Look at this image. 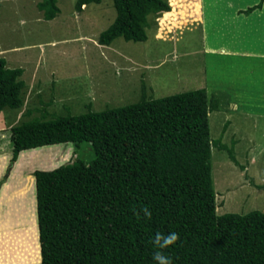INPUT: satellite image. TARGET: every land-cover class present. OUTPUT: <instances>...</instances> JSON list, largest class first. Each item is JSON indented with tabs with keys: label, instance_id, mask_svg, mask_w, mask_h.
<instances>
[{
	"label": "trees",
	"instance_id": "1",
	"mask_svg": "<svg viewBox=\"0 0 264 264\" xmlns=\"http://www.w3.org/2000/svg\"><path fill=\"white\" fill-rule=\"evenodd\" d=\"M101 0H75L81 11ZM264 0L241 10L248 14ZM116 14L99 35L108 45L147 39V16L170 11L165 0H112ZM45 20L60 12L57 0H40ZM23 68L0 56V112L23 103ZM217 104L205 88L162 97L145 92L135 102L79 114L34 117L10 127L14 163L21 151L89 142L94 157L53 169H35L41 261L36 264H156L164 251L173 264H264V212H216L208 113ZM3 128H0V130ZM148 207L151 218L142 209ZM157 232L178 233L161 250Z\"/></svg>",
	"mask_w": 264,
	"mask_h": 264
},
{
	"label": "rangeland",
	"instance_id": "2",
	"mask_svg": "<svg viewBox=\"0 0 264 264\" xmlns=\"http://www.w3.org/2000/svg\"><path fill=\"white\" fill-rule=\"evenodd\" d=\"M38 1L0 0V56L23 68L24 81L20 108L0 112V187L11 175L0 194V231H7L0 234V264L41 260L34 169L94 157L89 142H67L23 150L14 166L10 127L43 114L49 119L132 103L143 92L162 97L205 88L217 104L208 113L210 137L234 155L211 146L216 212H264V44L256 55L208 54L201 12L210 7L202 5L217 0H165L171 10L147 16L146 40L119 37L108 45L98 35L115 17L112 0L81 11L75 0H57L60 12L51 20Z\"/></svg>",
	"mask_w": 264,
	"mask_h": 264
},
{
	"label": "crops",
	"instance_id": "3",
	"mask_svg": "<svg viewBox=\"0 0 264 264\" xmlns=\"http://www.w3.org/2000/svg\"><path fill=\"white\" fill-rule=\"evenodd\" d=\"M256 2H258V0H217L212 2L206 1L205 4L202 5L210 7V9L207 11V15L204 12V9L201 12L203 17V23L201 26L204 29L203 45H205L206 49H209L208 54L215 53L216 55L221 54L228 56L238 54L243 56L245 54L252 53L253 55H256L257 51H259L264 44V2L260 9H255L248 14L240 12V10L246 9L247 6H251ZM219 13H225V17L221 15L222 18L220 19ZM234 17L239 21L236 22ZM220 48L221 50L223 49V51H217L218 49L220 50ZM9 155L10 152L7 154V156L10 157ZM16 161L14 162V166ZM40 169L49 168L40 167ZM10 177L11 175H9L7 180L2 183L0 187V194L4 184L8 182ZM33 178V191L36 208L34 175ZM21 185V182L18 183V185H16V190L20 189V187H22ZM6 232V230L3 232L0 231L1 236L5 235Z\"/></svg>",
	"mask_w": 264,
	"mask_h": 264
},
{
	"label": "clouds",
	"instance_id": "4",
	"mask_svg": "<svg viewBox=\"0 0 264 264\" xmlns=\"http://www.w3.org/2000/svg\"><path fill=\"white\" fill-rule=\"evenodd\" d=\"M142 211L146 218H151L152 213L148 207H144ZM179 239V234L175 232H170L166 235L157 232L155 236L150 239V243L153 244L156 248L164 250L174 245L177 241H179ZM153 260L156 262V264H173L171 256L166 255L164 251L154 252Z\"/></svg>",
	"mask_w": 264,
	"mask_h": 264
}]
</instances>
